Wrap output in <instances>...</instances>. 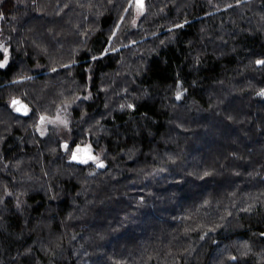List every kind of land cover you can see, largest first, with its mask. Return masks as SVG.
<instances>
[{
  "label": "trees",
  "instance_id": "trees-1",
  "mask_svg": "<svg viewBox=\"0 0 264 264\" xmlns=\"http://www.w3.org/2000/svg\"><path fill=\"white\" fill-rule=\"evenodd\" d=\"M261 61L264 0H0V264H263Z\"/></svg>",
  "mask_w": 264,
  "mask_h": 264
},
{
  "label": "water",
  "instance_id": "water-1",
  "mask_svg": "<svg viewBox=\"0 0 264 264\" xmlns=\"http://www.w3.org/2000/svg\"><path fill=\"white\" fill-rule=\"evenodd\" d=\"M145 4V0H143V5ZM182 96H180L178 99L179 100H182ZM18 102V103H17ZM12 106H15V108H16V111L18 112V113H20V114H25V113H27V111H28V105H27V103L25 102V101H23V100H21L20 98H15V99H13V101H12ZM73 153H76V155H77V159H73L72 158V161H75V162H80V160H81V158H80V156L78 155V152L77 151H75V152H73Z\"/></svg>",
  "mask_w": 264,
  "mask_h": 264
},
{
  "label": "rangeland",
  "instance_id": "rangeland-1",
  "mask_svg": "<svg viewBox=\"0 0 264 264\" xmlns=\"http://www.w3.org/2000/svg\"><path fill=\"white\" fill-rule=\"evenodd\" d=\"M184 92V91H183ZM183 92H181L179 95H178V97H180V96H182V97H184L185 95L184 94H186V91L183 93ZM77 149H79L80 151L78 152V155L80 156V158H81V160L82 159H87V161H89V160H92V159H88V157H89V155L90 156H92V157H95V160H92V161H98V158L95 156V153L93 152V150H92V148L90 147V146H82V147H79V148H77ZM77 149L75 150V151H77ZM248 252V251H247ZM247 252H244V256L245 257H247L248 256V258H249V255L251 254H248ZM247 254V255H246ZM252 255V254H251ZM250 255V256H251Z\"/></svg>",
  "mask_w": 264,
  "mask_h": 264
},
{
  "label": "snow or ice",
  "instance_id": "snow-or-ice-1",
  "mask_svg": "<svg viewBox=\"0 0 264 264\" xmlns=\"http://www.w3.org/2000/svg\"><path fill=\"white\" fill-rule=\"evenodd\" d=\"M139 3H140V7L143 8V0H139ZM7 61H5L6 63ZM260 63H264V61H261ZM0 67H3V64H0ZM179 98V97H178ZM18 103V102H17ZM65 148H67V145H65ZM80 150L77 149V152H79ZM72 158L75 160L77 159V155L76 153H72ZM88 159H92V160H95V157H92L89 155ZM81 163H87V159H82L80 160ZM98 167H104V165L102 163L98 164L97 165Z\"/></svg>",
  "mask_w": 264,
  "mask_h": 264
},
{
  "label": "bare ground",
  "instance_id": "bare-ground-1",
  "mask_svg": "<svg viewBox=\"0 0 264 264\" xmlns=\"http://www.w3.org/2000/svg\"><path fill=\"white\" fill-rule=\"evenodd\" d=\"M125 31H128V30H125ZM129 32H130V30H129ZM117 77V76H116ZM120 77V76H119ZM115 78V77H114ZM10 101H12L11 99H10ZM11 105V104H10ZM21 129V128H20ZM5 155V154H4ZM3 157V156H2ZM4 157H6V156H4ZM4 159H6V158H4ZM264 234V233H263ZM249 241V240H248ZM251 241V240H250ZM257 242V241H256ZM258 247V246H257ZM258 249H256V251H257ZM258 251H260V250H258ZM253 256H257V260H259V257H258V254L257 255H254L253 254ZM248 257V256H247ZM252 258V257H251ZM255 258V257H254ZM247 259H249V258H247ZM256 259V258H255ZM255 259H254V261H255ZM260 261V260H259ZM250 262H251V260H250ZM255 263H257V262H255ZM253 264V263H252ZM264 264V263H263Z\"/></svg>",
  "mask_w": 264,
  "mask_h": 264
},
{
  "label": "flooded vegetation",
  "instance_id": "flooded-vegetation-1",
  "mask_svg": "<svg viewBox=\"0 0 264 264\" xmlns=\"http://www.w3.org/2000/svg\"><path fill=\"white\" fill-rule=\"evenodd\" d=\"M263 237H264V236H263ZM261 253L263 254V252H260V253L258 254V257H259V259H264V256L261 255ZM256 255H257V254H256ZM252 257H255L256 259H258L257 256H253V254H252Z\"/></svg>",
  "mask_w": 264,
  "mask_h": 264
}]
</instances>
